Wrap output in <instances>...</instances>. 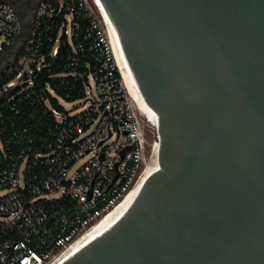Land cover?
<instances>
[{
    "label": "water",
    "instance_id": "water-1",
    "mask_svg": "<svg viewBox=\"0 0 264 264\" xmlns=\"http://www.w3.org/2000/svg\"><path fill=\"white\" fill-rule=\"evenodd\" d=\"M97 2L158 157L61 264H264V0Z\"/></svg>",
    "mask_w": 264,
    "mask_h": 264
},
{
    "label": "built area",
    "instance_id": "built-area-1",
    "mask_svg": "<svg viewBox=\"0 0 264 264\" xmlns=\"http://www.w3.org/2000/svg\"><path fill=\"white\" fill-rule=\"evenodd\" d=\"M25 30L0 1V264H52L128 196L151 152L94 0H39ZM61 47L64 70L50 77L82 82L69 110L39 86ZM22 106L51 117L44 137L11 121Z\"/></svg>",
    "mask_w": 264,
    "mask_h": 264
},
{
    "label": "trees",
    "instance_id": "trees-1",
    "mask_svg": "<svg viewBox=\"0 0 264 264\" xmlns=\"http://www.w3.org/2000/svg\"><path fill=\"white\" fill-rule=\"evenodd\" d=\"M86 46L85 43H83ZM69 53V49L65 47H61L59 50V54L57 59L50 65V69L44 70L41 73L39 78V86L42 88L46 82L52 86L58 96L65 99L67 102H73L81 97L82 91V82L80 79H75L71 77L65 78L66 82H62L57 77L51 78L50 76L61 74L63 72L64 64L66 62V56ZM88 52L85 51V57L87 56ZM81 62V59H77ZM66 96H68L66 98ZM53 104L55 105V99L52 100ZM21 111H23L22 117L13 118L10 117L11 121L14 124H20L24 127L28 128L31 133L35 134L37 138L41 136H45L47 129L52 127V119L49 115H43L42 113H34L33 117H29V113L31 109L28 106H22ZM9 119V120H10Z\"/></svg>",
    "mask_w": 264,
    "mask_h": 264
},
{
    "label": "bare ground",
    "instance_id": "bare-ground-1",
    "mask_svg": "<svg viewBox=\"0 0 264 264\" xmlns=\"http://www.w3.org/2000/svg\"><path fill=\"white\" fill-rule=\"evenodd\" d=\"M94 2L96 3L98 10L103 18V21L107 27V36L109 39V44L111 47V51L112 54L114 56V59L116 61V64L118 66V68L120 69L117 57H116V53H115V49H114V45H113V41H112V37L110 34V30L108 27V23L106 20L105 15L103 14L97 0H94ZM121 71V69H120ZM122 74V72H121ZM123 77V75H122ZM124 80V78H123ZM124 84L126 86V83L124 81ZM126 89L128 90L127 86ZM128 93L133 101V103L135 104L137 110L141 113V115L146 119V121L150 124V126L157 131V127H158V123H159V118L152 116L150 113H148L145 109H143L139 103L135 100V98L130 94L129 90ZM158 149H159V142H158V138H157V132H156V138L154 140V142L151 144V155H150V159L148 161V163L146 164V167L143 171V173L141 174L138 182L136 183L134 189L128 194V196L113 210L111 211L108 215H106L98 224H96L93 228H91L86 234H84L79 240H77L75 243H73L66 251H64L52 264H61L72 252H74L83 242H85L92 234H94L100 227H102L107 221H109L112 217H114L116 214H118L125 206L126 204L129 202V200L132 198V196L135 194L138 186L140 185V183L143 181V179L146 177V175L148 174L152 164L157 160L158 157Z\"/></svg>",
    "mask_w": 264,
    "mask_h": 264
},
{
    "label": "flooded vegetation",
    "instance_id": "flooded-vegetation-1",
    "mask_svg": "<svg viewBox=\"0 0 264 264\" xmlns=\"http://www.w3.org/2000/svg\"><path fill=\"white\" fill-rule=\"evenodd\" d=\"M19 10L25 24H33L39 0H0Z\"/></svg>",
    "mask_w": 264,
    "mask_h": 264
},
{
    "label": "rangeland",
    "instance_id": "rangeland-1",
    "mask_svg": "<svg viewBox=\"0 0 264 264\" xmlns=\"http://www.w3.org/2000/svg\"><path fill=\"white\" fill-rule=\"evenodd\" d=\"M103 28L105 29L104 24L102 23ZM59 103L65 108V109H71L75 103L74 102H67L65 100H59ZM144 135L148 147V151L151 152V144L154 142L156 138V131L150 126V124L146 121L144 118ZM83 161L79 162L78 164H81Z\"/></svg>",
    "mask_w": 264,
    "mask_h": 264
}]
</instances>
